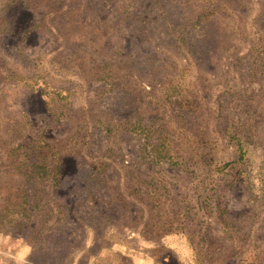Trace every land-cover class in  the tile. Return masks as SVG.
I'll list each match as a JSON object with an SVG mask.
<instances>
[{
  "label": "rangeland",
  "instance_id": "rangeland-1",
  "mask_svg": "<svg viewBox=\"0 0 264 264\" xmlns=\"http://www.w3.org/2000/svg\"><path fill=\"white\" fill-rule=\"evenodd\" d=\"M0 264H264V0H0Z\"/></svg>",
  "mask_w": 264,
  "mask_h": 264
}]
</instances>
